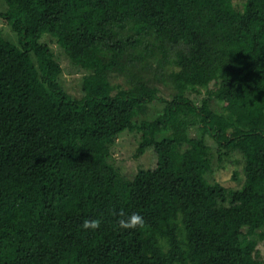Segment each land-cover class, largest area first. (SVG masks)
I'll return each mask as SVG.
<instances>
[{"label":"trees","instance_id":"16d2710c","mask_svg":"<svg viewBox=\"0 0 264 264\" xmlns=\"http://www.w3.org/2000/svg\"><path fill=\"white\" fill-rule=\"evenodd\" d=\"M3 1L0 264H264V0ZM45 37L85 70L80 97ZM125 130L156 156L131 177L111 159ZM206 135L242 156L238 187L200 172ZM132 212L143 224L120 227Z\"/></svg>","mask_w":264,"mask_h":264},{"label":"rangeland","instance_id":"374dc122","mask_svg":"<svg viewBox=\"0 0 264 264\" xmlns=\"http://www.w3.org/2000/svg\"><path fill=\"white\" fill-rule=\"evenodd\" d=\"M237 8H241L244 0H232ZM7 10V5L3 0H0V11ZM1 39L17 43L15 33L11 30L7 23L0 19V43ZM52 50L55 59L61 67L60 82L66 92L74 97H80L81 78L85 70L71 64L68 57L63 53L60 47L56 44L54 38L45 37L43 40ZM125 75H116L111 78L113 84H119L122 87H128L139 80V72L136 66L129 67ZM212 87V83H210ZM36 94L41 95L43 91L37 89ZM163 105L160 102L154 101L150 104L147 114L143 118L155 119L161 121L164 117ZM220 112H223L219 108ZM211 127L216 130V134L222 140H226L229 136V130L221 122V120L212 119ZM207 151L200 165V172L206 180L210 182H219L225 187H238L243 176L244 161L242 156L230 148H220L215 140L206 135ZM139 142V133L136 131L125 130L119 133L114 143L111 146V159L120 173L124 176H133L139 168H150L155 165L156 156L152 147H148L143 153H137ZM237 176L236 180L234 176ZM261 255L264 256V242H260L257 246Z\"/></svg>","mask_w":264,"mask_h":264},{"label":"clouds","instance_id":"9594fccd","mask_svg":"<svg viewBox=\"0 0 264 264\" xmlns=\"http://www.w3.org/2000/svg\"><path fill=\"white\" fill-rule=\"evenodd\" d=\"M98 224L99 221L95 218L93 219L85 218L82 221L81 227L83 229H95L96 227H98ZM118 224L122 228H133L143 224V219L138 213L135 212L128 214L121 213V216L118 220Z\"/></svg>","mask_w":264,"mask_h":264}]
</instances>
